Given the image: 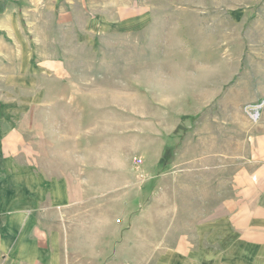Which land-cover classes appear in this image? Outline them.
<instances>
[{
	"label": "rangeland",
	"instance_id": "1",
	"mask_svg": "<svg viewBox=\"0 0 264 264\" xmlns=\"http://www.w3.org/2000/svg\"><path fill=\"white\" fill-rule=\"evenodd\" d=\"M28 52L34 67L63 71L57 81L33 76L59 98L63 147L79 145L84 161L114 174L140 167L142 204L134 181L114 186L96 219H80L116 242L142 231L146 248L174 242L228 194L222 181L264 138V0H0V82Z\"/></svg>",
	"mask_w": 264,
	"mask_h": 264
},
{
	"label": "crops",
	"instance_id": "2",
	"mask_svg": "<svg viewBox=\"0 0 264 264\" xmlns=\"http://www.w3.org/2000/svg\"><path fill=\"white\" fill-rule=\"evenodd\" d=\"M28 53L0 82L2 92L39 91L34 98H0V264H264V138L222 181L228 194L174 242L162 247L158 239L146 248L143 231L135 242H116L106 226L98 231L95 221L80 225V219H96L98 204L112 201L113 187L122 191L134 181L136 206L142 204L140 167L129 164L114 174L112 164L84 161L79 145L63 147L66 119L52 114L59 98L33 77L57 81L63 71L55 61L34 67V52Z\"/></svg>",
	"mask_w": 264,
	"mask_h": 264
}]
</instances>
